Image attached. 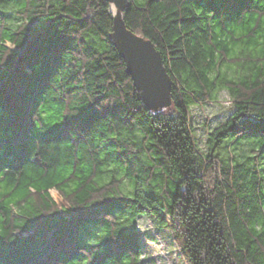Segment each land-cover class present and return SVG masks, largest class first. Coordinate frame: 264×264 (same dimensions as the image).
<instances>
[{
    "label": "trees",
    "instance_id": "obj_1",
    "mask_svg": "<svg viewBox=\"0 0 264 264\" xmlns=\"http://www.w3.org/2000/svg\"><path fill=\"white\" fill-rule=\"evenodd\" d=\"M124 17L162 52L166 112L140 99L109 2L0 0V264H142L150 216L191 264H264V0H130ZM224 90L205 155L190 108Z\"/></svg>",
    "mask_w": 264,
    "mask_h": 264
},
{
    "label": "water",
    "instance_id": "obj_2",
    "mask_svg": "<svg viewBox=\"0 0 264 264\" xmlns=\"http://www.w3.org/2000/svg\"><path fill=\"white\" fill-rule=\"evenodd\" d=\"M111 5L113 31L110 37L125 61L126 71L133 79L140 99L150 111L172 104L173 80L162 52L155 43L130 29L124 12L130 0H106Z\"/></svg>",
    "mask_w": 264,
    "mask_h": 264
},
{
    "label": "rangeland",
    "instance_id": "obj_3",
    "mask_svg": "<svg viewBox=\"0 0 264 264\" xmlns=\"http://www.w3.org/2000/svg\"><path fill=\"white\" fill-rule=\"evenodd\" d=\"M231 97L222 91L218 100L207 104L191 106L192 124L199 149L205 155L211 151V132L219 124L227 120L231 110ZM170 107L162 108L166 112ZM57 202L62 201L58 191L52 190ZM138 228L142 231L144 249L142 264H191L189 255L183 244V237L171 224L165 225L157 217L150 216L138 220Z\"/></svg>",
    "mask_w": 264,
    "mask_h": 264
}]
</instances>
